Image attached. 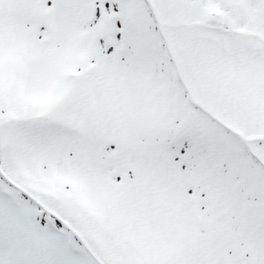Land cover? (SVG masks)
Returning a JSON list of instances; mask_svg holds the SVG:
<instances>
[{
    "label": "snow or ice",
    "instance_id": "snow-or-ice-1",
    "mask_svg": "<svg viewBox=\"0 0 264 264\" xmlns=\"http://www.w3.org/2000/svg\"><path fill=\"white\" fill-rule=\"evenodd\" d=\"M0 264H264V0H0Z\"/></svg>",
    "mask_w": 264,
    "mask_h": 264
}]
</instances>
